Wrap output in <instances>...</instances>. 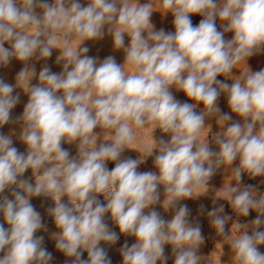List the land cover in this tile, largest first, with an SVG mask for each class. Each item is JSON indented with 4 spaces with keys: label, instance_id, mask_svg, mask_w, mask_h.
I'll list each match as a JSON object with an SVG mask.
<instances>
[{
    "label": "clouds",
    "instance_id": "obj_1",
    "mask_svg": "<svg viewBox=\"0 0 264 264\" xmlns=\"http://www.w3.org/2000/svg\"><path fill=\"white\" fill-rule=\"evenodd\" d=\"M154 11L171 12L175 31H155ZM193 14L203 17L196 26ZM105 29L114 49L125 53L123 64L113 56L98 62L87 55L88 47H80L102 39ZM228 32L233 33L230 40L225 39ZM53 49L60 50L62 71L45 65L39 83L29 87L35 68L28 62L46 60ZM262 51L264 0H87L86 6L80 0H0V66L13 58L24 63L15 86L0 79V127L20 123L19 139L26 145L25 154L0 133V264H49L53 259L44 237L36 235L46 226L30 199L41 196L54 201L47 213L60 230L53 234L55 246L72 258L71 264H111L99 245L115 244L119 236L105 222L106 214L121 234L135 237V243L121 248L123 264H167L165 245L172 246L174 264H200L201 227L190 223V210L180 201L207 191L220 168L231 170L236 186L217 195L237 216L255 210L257 217L249 225L237 223L236 234L229 236L225 225L232 217L220 205L207 212L210 223L228 240L233 264H264L258 250L264 244V230H259L264 229V195L240 183L245 173L264 177V69H248L231 85L217 80L219 75L230 78L241 61ZM129 67L134 71H126ZM14 87L29 95L15 119L11 110L19 95H13ZM173 87L195 103L175 99ZM221 93L239 122L229 123L231 115L220 113ZM212 116L223 129L213 138L218 151L198 139ZM147 126L170 136L153 140L148 153L158 151L157 172L137 171L143 159H120L135 130ZM100 135L110 137L104 138L110 143L97 145ZM62 142L75 143L77 156L70 158ZM106 161L116 162L115 167L109 170ZM28 169L34 185L22 178ZM159 185L166 196L163 207L175 209L170 220L152 207L160 201ZM100 194L106 204L97 199Z\"/></svg>",
    "mask_w": 264,
    "mask_h": 264
},
{
    "label": "rangeland",
    "instance_id": "obj_2",
    "mask_svg": "<svg viewBox=\"0 0 264 264\" xmlns=\"http://www.w3.org/2000/svg\"><path fill=\"white\" fill-rule=\"evenodd\" d=\"M82 6H86L87 0H80ZM190 19L194 26L198 25L200 20L203 19L202 16L199 14L191 15ZM174 16L170 19L169 22V32H174V24H173ZM233 36V33L228 32L225 33V39L230 40ZM130 43V37L125 34V46ZM88 47L89 52L87 55L96 57L98 62H102L108 56H113L118 64H123L125 62V53L123 50H116L113 46L112 37L107 34V30L105 29V35L102 39L98 40H88L85 41L80 47ZM5 47H10V45L5 42ZM60 55L59 49H53L52 55L47 58L46 60H36L32 58L28 63L35 68V75L29 81V87L34 86L39 83L38 75L41 71L42 67L47 65L50 70L54 73H60L63 67V61L57 63V57ZM24 68V63L21 61L16 60L13 58L11 62L7 66H0V79H3L6 83L11 85L17 84V75L19 72ZM126 71L132 72L134 69L126 68ZM217 80L224 81L231 85L233 82L230 78L225 77L224 75H219ZM170 91L174 95L175 99L180 101L181 103H189L193 104L195 101L189 99L183 91H179L176 88H171ZM59 94V93H58ZM13 95H19V102L17 105L11 110V117L13 119L22 115L24 107L28 102L29 95L23 89V87H14ZM222 97L223 94H220L217 100V105L220 109V113L224 114V107L222 104ZM203 108V104H198L197 108L195 109L197 112H200ZM205 129L201 131L199 134L198 139L202 142L208 140L209 147L213 151H218V146L214 142V136L220 133L223 129L217 123V117L212 116L208 117L205 120ZM99 133L101 130L98 128L95 130ZM21 132V124L20 123H13L10 121L9 123L0 127V133L10 136L13 140V146L16 147L20 152L26 154V145L21 142L19 139ZM108 139L107 135L104 137ZM103 135L97 140V145L100 143H110V141L104 140ZM161 139L169 140L170 136L168 134L162 133L160 129H155L153 131L152 126H147L144 128L136 129L135 130V139L132 144L128 145V148H125L121 154L120 159H143L142 162L139 164L137 171L139 172H157L154 165L155 155L158 154L156 149L153 150L152 155H148L149 151L153 147V140L159 141ZM62 147L67 149L71 157H75L78 154V148L75 143L67 144L62 142ZM114 161H106V166L109 170H112L115 167ZM239 161H235L233 167L238 165ZM22 178H27L30 182L34 185L35 178L32 175L31 169L26 170L23 174ZM246 185H253L258 195H264V180L261 177L252 178L248 174H242V179ZM229 185L233 186V179L229 175L228 168H220L214 174V176L209 180L207 191L202 192L198 195H194L190 199H185L180 201L181 205L186 204L190 210L189 221L192 224H199L201 227V232L203 236V242L198 248L197 255L201 258L200 264H233V256L234 253L232 252L231 246L228 240L225 239L223 235L217 234L215 228L211 225L210 219L207 215L208 211H211L214 207H218L220 205L224 206V213L226 212V205L229 203L222 197H219L217 194L223 191ZM19 191V189H18ZM158 191L160 193V201L152 206L155 208L157 212L161 215V217L165 220L172 219L174 215L175 209L168 208L167 210L163 207V202L166 198L164 193V186L159 185ZM6 194L10 196L8 190H6ZM10 198H12L10 196ZM97 199L106 204L107 201L105 200L102 194L97 196ZM213 200L216 203H213ZM62 202L67 203V197L62 198ZM30 203L35 207V209L41 214L42 222L46 226L45 229L39 230L36 235L43 236V246L52 253L53 259L49 262V264H71V259L64 255L63 252L57 250L56 248V241L53 238V234L59 232L60 230L56 227L54 220L51 216L48 215L47 209L49 207L54 206V201L51 198L45 197H32L30 199ZM201 205H203V210H201ZM146 212L148 209L145 210ZM257 212L253 210L248 215V219L244 225L251 224V221L256 219ZM0 222H3V216L0 215ZM105 222L108 224L110 230L116 232L119 236V239L115 244L108 245L104 242H101L99 246L104 247L107 250L108 257L111 259V264H123V258L121 254V248L127 242L129 246L135 243V237L127 236L125 234H121L119 232V228L113 223L110 218V214L105 215ZM238 222H232L231 220L225 225V230L229 236L235 235L237 229L235 225ZM5 227L7 225L5 224ZM249 234H251V229L249 228ZM258 250L261 253H264V244L258 246ZM83 251V250H82ZM165 255L168 257L167 264H174V255L172 253V246L165 245ZM88 254L87 251H83L82 259H87ZM157 264H160L158 261Z\"/></svg>",
    "mask_w": 264,
    "mask_h": 264
},
{
    "label": "crops",
    "instance_id": "obj_3",
    "mask_svg": "<svg viewBox=\"0 0 264 264\" xmlns=\"http://www.w3.org/2000/svg\"><path fill=\"white\" fill-rule=\"evenodd\" d=\"M139 2L141 4H143V3H146L147 0H139ZM172 17H173V15H172L171 12H168L166 14H162L159 11H154L152 16H151V18H150V20H151V23L154 25V30L155 31H159V30L163 29L165 32H169V22H170V19ZM221 24H222V22L220 20L216 21V25H217L218 30H222ZM245 63L243 61H241L236 66V68H234L232 70L231 77H230L232 82H234L233 79L239 78L237 76H240L241 74H246L248 72V69L251 72H256V71H259L261 69H264V51H262L260 53H257L255 55L247 58ZM221 94H223L222 104H223V107H224V111H225V113L230 114L231 117H232V120L229 123L239 122L240 121V117L237 116L234 113H231V110H230V108L228 106V103H227L226 94H224V93H221ZM229 175L232 177L230 169H229ZM261 179L264 180V177H261ZM240 183H241L242 186L246 185V183L243 180H241ZM233 186H236V181L235 180H233Z\"/></svg>",
    "mask_w": 264,
    "mask_h": 264
},
{
    "label": "trees",
    "instance_id": "obj_4",
    "mask_svg": "<svg viewBox=\"0 0 264 264\" xmlns=\"http://www.w3.org/2000/svg\"><path fill=\"white\" fill-rule=\"evenodd\" d=\"M252 211L253 210H250L249 213H251ZM226 212H227L228 215H230L232 217V219H231L232 222H235L236 221V222H238L241 225H244L246 223L247 219H248V216L247 217L237 216L234 213V211H233L230 203H228L226 205ZM259 230H264V229H259Z\"/></svg>",
    "mask_w": 264,
    "mask_h": 264
},
{
    "label": "built area",
    "instance_id": "obj_5",
    "mask_svg": "<svg viewBox=\"0 0 264 264\" xmlns=\"http://www.w3.org/2000/svg\"><path fill=\"white\" fill-rule=\"evenodd\" d=\"M40 10L39 9H37V12H39Z\"/></svg>",
    "mask_w": 264,
    "mask_h": 264
}]
</instances>
